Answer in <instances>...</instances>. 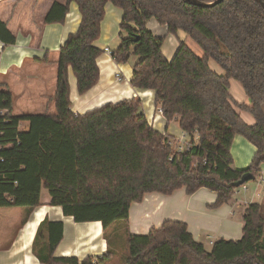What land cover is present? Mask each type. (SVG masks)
<instances>
[{
    "label": "trees",
    "instance_id": "obj_1",
    "mask_svg": "<svg viewBox=\"0 0 264 264\" xmlns=\"http://www.w3.org/2000/svg\"><path fill=\"white\" fill-rule=\"evenodd\" d=\"M73 1L81 23L59 51L55 113L13 114L12 92L0 82V207L23 206L30 212L46 189L50 204L62 207L76 222L101 221L108 247L97 258H56L63 223L42 222L34 242L36 257L63 264H264V202L243 206L241 238H219L209 250L181 220L167 219L146 234L129 229L130 206L147 193L170 195L186 188L192 195L207 188L217 195L211 205L216 208L232 199L238 188L233 184L244 173L261 172L263 8L256 0H223L208 7L186 0H64L52 3L44 23H63ZM108 3L123 12L121 44L112 59L125 63L132 53L140 57L130 83L154 91L156 109L167 124L178 121L187 133L182 149L176 136L150 123L139 97L108 102L84 114L73 111L70 68L79 94L100 80L98 59L105 50L95 42ZM152 19L161 26V35L147 27ZM180 31L196 41L203 56L180 38ZM171 35L178 46L168 59L163 46ZM16 41L0 18V42L5 47ZM211 60L224 72L213 70ZM231 79L242 85L249 104L232 96ZM238 109L251 113L255 123L248 124ZM22 121L28 122L27 130L20 128ZM238 134L256 147L245 167L235 166L231 153ZM45 226L48 236L43 238ZM124 248L128 254L115 263Z\"/></svg>",
    "mask_w": 264,
    "mask_h": 264
},
{
    "label": "crops",
    "instance_id": "obj_2",
    "mask_svg": "<svg viewBox=\"0 0 264 264\" xmlns=\"http://www.w3.org/2000/svg\"><path fill=\"white\" fill-rule=\"evenodd\" d=\"M7 1L6 5L0 7V18L16 35L17 41L5 47L0 42V57L3 55V60H0V82L12 92L13 114L47 112L50 99L56 91L60 48L68 36L78 30L81 23L78 4L74 1L70 3L69 12L63 23L45 24L46 13L52 3L58 0ZM17 4H21L22 7L17 14H14V5ZM24 11L29 13L30 20L23 23L19 21L18 25L14 24V21L12 23V18L19 17ZM35 14L38 15L37 18H33ZM122 15V9L119 7L112 3L106 5L101 31L103 40L99 42L100 47L104 46L112 52L105 45L118 35V25ZM179 36L184 39L187 34L180 31ZM169 37L174 39L172 35ZM97 42L95 44L99 46ZM1 65L6 73L1 72ZM98 66L100 80L85 94H79L75 75L70 68V96L75 113L84 114L108 102L116 103L139 97L150 123L158 130H167L172 134L173 122L167 124L166 119L156 109L154 91L139 89L130 83L132 68L125 72L124 66L115 62L108 52L99 57ZM215 71L224 72L220 66ZM117 72L121 73V79L116 78ZM232 80L234 79L230 80L232 96L238 102L249 104L243 87L239 88L235 85V88H232ZM238 112L248 124L255 123L254 116L248 111L238 109ZM236 142L240 143L238 144L240 149L236 148ZM255 152L256 147L246 138L239 134L235 136L231 149L235 166H248ZM216 197L215 192H208L206 188H201L192 195L187 194L186 188L178 189L170 195L147 193L142 201L131 204L129 229L131 233L146 234L151 228L160 227L165 220L171 219L186 222L195 239L204 245V238L212 237L213 232L216 235L213 236L211 245L219 238L235 240L241 238L242 203L237 199L233 200L232 197L226 204L212 208L211 205L216 201ZM249 202L259 201L251 199ZM25 208L0 207V264H63L57 261L43 263L34 254V242L42 222L63 223V237L54 251L56 258L75 256L83 260L89 256L97 258L106 252L108 243L103 235L101 221L76 222L73 217L64 214L62 207L50 204L49 194L44 195L43 198L41 193V203L30 212ZM47 228L45 226L43 238L48 236Z\"/></svg>",
    "mask_w": 264,
    "mask_h": 264
},
{
    "label": "rangeland",
    "instance_id": "obj_3",
    "mask_svg": "<svg viewBox=\"0 0 264 264\" xmlns=\"http://www.w3.org/2000/svg\"><path fill=\"white\" fill-rule=\"evenodd\" d=\"M42 1L43 0H40V2H42ZM58 1L63 2L64 0H58ZM7 2H8L7 0L0 1V7H3L4 5H6ZM14 7L15 8L13 10V13L14 14H17L19 12V10L21 9L22 5L21 4H17V5H14ZM34 17L37 18L38 15L35 14L33 16V18ZM29 18H30L29 13L26 12V11H24L19 17L12 18V23L14 21V24H17L18 25L19 21H20V23H23L24 21L30 20ZM121 21H122V19L120 20L119 25H118V35L115 36V38L113 40H111L109 44H106L105 45V46L109 47L112 51H114L115 49H117L119 47V45L121 44V37H120V34H119L120 33V24H121ZM147 27L150 30L154 31L158 35H161L162 32H163L161 26L158 24V22L155 19L150 20L148 22V24H147ZM173 38L174 39H170V37H168L166 39L165 43H164V46H163V52H164V54L166 55V57L168 59H171L174 56V54H175V52L177 50L178 39L175 36ZM20 39H22V37H20ZM102 40L103 39H102V34H101L100 38L97 40L98 41L97 43L99 44V42H102ZM183 40L186 42V44L197 55L203 56L204 52H203L202 48L196 43V41L194 39H192L189 36H186ZM9 47H13V46H9ZM98 47L101 48L103 51L105 50L104 46H102L103 48L100 47V44H99ZM6 52H8V51H6ZM103 53L106 54V51H104ZM2 56L3 55H1L0 60L2 59ZM139 59H140L139 56H137L134 53H132L130 55V58H129V60L127 62L121 63L122 66H124V71L127 72L128 69H130V68L133 69V66L135 65V63L137 61H139ZM1 64H2V62H1ZM210 64L212 66V69H214V70H217L218 67H219V65L217 66V64L214 61H211ZM2 65H1V72L6 73L2 69V67H3ZM120 77H121V73L120 72H117L116 73V78H120ZM235 85H237L239 88H242L241 84L238 81L232 80L231 87L232 88H235ZM50 100H51L50 101V106H49V108L47 110V113H55V111H56L55 105L52 102L53 97ZM43 111H45V110H43ZM20 128L22 130H27L28 129V122L22 121L20 123ZM171 133H172V135L176 136L177 138H180V136H181V129H180V125L177 122V120H174L173 123H172ZM235 144H237L236 145V148H237L238 147V144H240V143L239 142H236ZM261 171L262 172H258L255 175V179L254 180H250V181H248V182L245 183V186L247 187V189H245L243 185H241L240 187L237 188V190L235 192V196L233 197V200H236L237 199L240 203H242L241 204L242 207H243V204L244 203L249 202L251 199H254L255 201H259V202H262V201L264 202V164L261 167ZM207 190H208V192H211V190H209V189H207ZM48 194L49 193H48V191L46 189H43L42 190L43 198H44V195H47L48 196ZM239 220L241 221L240 217H239ZM211 235H212V237H210V238L209 237H205L204 238L205 239V247L208 250L212 247L211 241L213 240V236L216 235V234L213 232ZM119 246L121 248V243H119ZM127 254H128V250H127V248H124V252L122 254H119V255L117 254V256L114 259V262L115 263H119V261L122 259V257L123 256H126Z\"/></svg>",
    "mask_w": 264,
    "mask_h": 264
},
{
    "label": "water",
    "instance_id": "obj_4",
    "mask_svg": "<svg viewBox=\"0 0 264 264\" xmlns=\"http://www.w3.org/2000/svg\"><path fill=\"white\" fill-rule=\"evenodd\" d=\"M187 2H189L190 4L193 5H197V6H201V7H208V6H213L223 0H215L212 2H204L201 0H186ZM260 6L263 8L264 10V2L262 0H256ZM255 179V175L251 172H246L243 174V176L241 177L240 180H238L237 182H235L233 185L235 187H240L241 185L245 184L246 182L250 181V180H254Z\"/></svg>",
    "mask_w": 264,
    "mask_h": 264
},
{
    "label": "built area",
    "instance_id": "obj_5",
    "mask_svg": "<svg viewBox=\"0 0 264 264\" xmlns=\"http://www.w3.org/2000/svg\"><path fill=\"white\" fill-rule=\"evenodd\" d=\"M2 46H4V45L2 44ZM105 51L108 52V53H110V54L112 53L108 48H106ZM119 79H121V77ZM159 113H161V110H159ZM186 139H187V133L182 132L180 138H178V143H180V144H178L179 145L178 147L180 149H182L187 144L186 143ZM243 186H244L245 189H247V187L245 186V184H243Z\"/></svg>",
    "mask_w": 264,
    "mask_h": 264
}]
</instances>
